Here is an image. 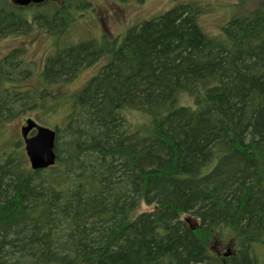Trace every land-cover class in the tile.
Returning <instances> with one entry per match:
<instances>
[{
    "label": "trees",
    "instance_id": "1",
    "mask_svg": "<svg viewBox=\"0 0 264 264\" xmlns=\"http://www.w3.org/2000/svg\"><path fill=\"white\" fill-rule=\"evenodd\" d=\"M91 4L0 0V39L63 35ZM228 11L216 38L204 9L182 2L121 42L107 32L67 46L46 58L39 88L25 48L3 58L0 264H219V242L235 245L227 264H264V0ZM102 59L78 93L48 90ZM70 99L56 164L34 171L3 127Z\"/></svg>",
    "mask_w": 264,
    "mask_h": 264
},
{
    "label": "rangeland",
    "instance_id": "2",
    "mask_svg": "<svg viewBox=\"0 0 264 264\" xmlns=\"http://www.w3.org/2000/svg\"><path fill=\"white\" fill-rule=\"evenodd\" d=\"M91 9L76 14L75 22L68 28L63 35H50L43 31H35L26 36H11L0 39V62L13 49L25 48L24 59L34 64V73L27 85H33L34 88L41 87V72L44 68L46 58L54 56L59 50L67 46L77 45L87 40H101L112 32V36L119 38L121 42L127 31L142 22L160 16L171 8L182 2H193L200 5L204 12L198 18V21L210 37L216 38L222 31L223 26L232 16L228 8L236 4L238 0H144L139 3L138 0L127 2V0H89ZM60 5L59 3L57 4ZM105 31H104V30ZM102 62V65L100 64ZM105 60L102 59L95 66L83 69L78 76L66 83L53 84L48 86L52 94L63 92L70 96L78 93L86 84L99 74L104 66ZM60 97H49L48 104L59 102ZM187 101V100H186ZM63 102V101H62ZM181 102V100H180ZM71 104V99L58 106L57 112L43 113L38 108L28 110L12 122L3 127L4 142L15 140L22 141L21 127L28 118L34 119L41 125L54 129L61 126L62 118L66 116L67 110H61ZM132 114V113H129ZM130 121L135 122L138 115L135 113L129 117ZM61 124V125H60ZM1 142V141H0ZM2 143V142H1ZM24 148V144L22 142ZM259 250V249H258ZM214 255L221 258L219 264H227L226 259L235 252V245L229 248L228 243L224 245L219 242L211 248ZM259 255H264V250L260 249ZM264 259V257H262Z\"/></svg>",
    "mask_w": 264,
    "mask_h": 264
},
{
    "label": "water",
    "instance_id": "3",
    "mask_svg": "<svg viewBox=\"0 0 264 264\" xmlns=\"http://www.w3.org/2000/svg\"><path fill=\"white\" fill-rule=\"evenodd\" d=\"M16 6L26 7L32 4L40 5L46 1L59 2L61 0H11ZM35 131V135H30ZM21 136L25 145V152L31 168L34 171L46 170L56 164L55 151L57 131L38 124L29 118L21 128Z\"/></svg>",
    "mask_w": 264,
    "mask_h": 264
}]
</instances>
